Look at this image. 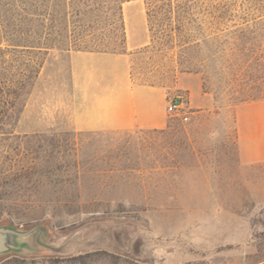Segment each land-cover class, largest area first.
Instances as JSON below:
<instances>
[{
  "label": "rangeland",
  "instance_id": "rangeland-1",
  "mask_svg": "<svg viewBox=\"0 0 264 264\" xmlns=\"http://www.w3.org/2000/svg\"><path fill=\"white\" fill-rule=\"evenodd\" d=\"M126 2L123 41L114 24L115 53H127L133 85L161 88L166 101L180 96L186 119L168 112L169 128L158 131L69 130L68 51L92 34L73 33L68 50L30 56L42 66L26 109L11 134L0 133V217L42 226L46 246L33 235L31 250L17 254L105 250L122 260L94 256L87 264L264 263V165L239 166L235 148V108L251 101L242 94L252 79L236 48L250 34L203 25L199 2L194 21H183L190 28L171 43L159 31L178 21H149L144 5L145 23L129 28ZM203 92L211 105L196 112Z\"/></svg>",
  "mask_w": 264,
  "mask_h": 264
},
{
  "label": "trees",
  "instance_id": "trees-1",
  "mask_svg": "<svg viewBox=\"0 0 264 264\" xmlns=\"http://www.w3.org/2000/svg\"><path fill=\"white\" fill-rule=\"evenodd\" d=\"M126 1L129 0H0V133L11 134L14 131L33 80L40 72L42 63L34 62L30 56L49 50H68V46L73 45V33L80 35L85 31L92 34L91 44L77 50L115 52L116 22L121 26L120 40L125 39L122 4ZM143 1L149 21L156 17L178 21L176 25L170 23L159 31L171 43L180 31L190 28L183 21H194L193 5L199 2L205 5L199 12L203 25L250 34L236 48L238 57L244 58L243 65L250 70L252 77L248 84L249 92L242 95L251 100L264 99V0ZM228 21L233 23L228 26L225 23ZM219 23H222L220 28L215 26ZM258 37L259 40L256 39ZM190 61L194 67L199 62L195 59ZM187 69L198 71V68ZM166 128H169L168 123L164 129L152 130ZM5 222L10 221L0 217V224ZM94 256L110 257L115 263L122 261L119 256L98 250L30 259L23 254L9 253L0 259V264H87Z\"/></svg>",
  "mask_w": 264,
  "mask_h": 264
},
{
  "label": "crops",
  "instance_id": "crops-1",
  "mask_svg": "<svg viewBox=\"0 0 264 264\" xmlns=\"http://www.w3.org/2000/svg\"><path fill=\"white\" fill-rule=\"evenodd\" d=\"M123 15L129 28H133L136 21L145 23L144 3L127 1L123 5ZM137 29L140 38L145 36V27L142 30L138 26ZM143 43L145 39L136 44ZM68 63L71 123L67 129L77 132L166 127L168 101L165 90L133 85L127 53L72 50L68 51ZM199 97L202 103L197 106L196 112L206 111L205 108L211 105L209 94L203 92ZM235 128L239 166H263L264 99L237 105Z\"/></svg>",
  "mask_w": 264,
  "mask_h": 264
},
{
  "label": "water",
  "instance_id": "water-1",
  "mask_svg": "<svg viewBox=\"0 0 264 264\" xmlns=\"http://www.w3.org/2000/svg\"><path fill=\"white\" fill-rule=\"evenodd\" d=\"M44 231L42 226L24 229L9 223L0 224V255L8 253H19L31 250L30 237L42 246H46L40 241V234Z\"/></svg>",
  "mask_w": 264,
  "mask_h": 264
},
{
  "label": "built area",
  "instance_id": "built-area-1",
  "mask_svg": "<svg viewBox=\"0 0 264 264\" xmlns=\"http://www.w3.org/2000/svg\"><path fill=\"white\" fill-rule=\"evenodd\" d=\"M184 106V100L180 96H177L168 101L166 110L169 113L179 116L181 119H186L185 112L183 111Z\"/></svg>",
  "mask_w": 264,
  "mask_h": 264
}]
</instances>
